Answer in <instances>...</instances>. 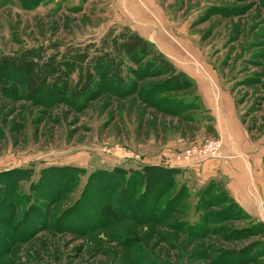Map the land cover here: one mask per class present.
<instances>
[{"label":"rangeland","instance_id":"obj_1","mask_svg":"<svg viewBox=\"0 0 264 264\" xmlns=\"http://www.w3.org/2000/svg\"><path fill=\"white\" fill-rule=\"evenodd\" d=\"M190 66L264 147V0H0V264H264V215L184 158L218 138Z\"/></svg>","mask_w":264,"mask_h":264},{"label":"crops","instance_id":"obj_2","mask_svg":"<svg viewBox=\"0 0 264 264\" xmlns=\"http://www.w3.org/2000/svg\"><path fill=\"white\" fill-rule=\"evenodd\" d=\"M190 67L191 71H183L196 80L202 106L213 119L211 135L223 142L219 157L202 166L193 164L190 171H200L206 179L223 176L232 194L240 196V202L247 208L258 209L263 217V198L257 189L264 180V147L252 140L231 93L216 82L210 71Z\"/></svg>","mask_w":264,"mask_h":264},{"label":"trees","instance_id":"obj_3","mask_svg":"<svg viewBox=\"0 0 264 264\" xmlns=\"http://www.w3.org/2000/svg\"><path fill=\"white\" fill-rule=\"evenodd\" d=\"M151 44H149L148 42H146L142 37L138 36V35H129L128 38L122 43L121 45V49L124 55H126L127 57H130L133 55H135L138 52H145L148 55H152L153 53V47L151 48ZM154 61L156 62L158 59H160L161 61H163V57H161L160 53L157 56H154ZM165 65L169 68V71H172V69L170 70L171 63L168 62L167 60H164ZM119 66H121L119 64ZM174 73V72H173ZM182 73L180 72H175L174 75V79L172 80L173 82H175L176 85H178V87H183L184 83L183 81H181V78H183L184 76L181 75ZM27 88L30 92L31 95H35L38 92H40L42 83H43V79L40 75H36V76H29L27 79ZM177 81H179L180 83H176ZM175 172H177V170H175V168H168V167H160V166H149L146 167L143 171V175L146 176L147 174L151 173V174H158V173H167L168 175H172V173L174 174ZM110 177V175H108ZM171 179L173 180L174 178L171 176ZM127 189L126 186H122V190ZM145 193V192H144ZM164 194V192L161 194V196ZM147 195V192H146ZM160 195V194H159ZM160 196V197H161Z\"/></svg>","mask_w":264,"mask_h":264},{"label":"built area","instance_id":"obj_4","mask_svg":"<svg viewBox=\"0 0 264 264\" xmlns=\"http://www.w3.org/2000/svg\"><path fill=\"white\" fill-rule=\"evenodd\" d=\"M222 149V140L220 138H212L187 149L184 152V158L189 160L192 165L198 164L205 160L219 157Z\"/></svg>","mask_w":264,"mask_h":264}]
</instances>
